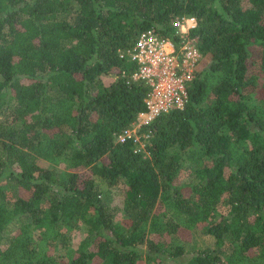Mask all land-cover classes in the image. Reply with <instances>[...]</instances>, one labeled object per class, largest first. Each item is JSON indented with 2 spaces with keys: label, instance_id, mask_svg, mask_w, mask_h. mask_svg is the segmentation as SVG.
Listing matches in <instances>:
<instances>
[{
  "label": "trees",
  "instance_id": "1",
  "mask_svg": "<svg viewBox=\"0 0 264 264\" xmlns=\"http://www.w3.org/2000/svg\"><path fill=\"white\" fill-rule=\"evenodd\" d=\"M147 29L209 64L136 150ZM0 264H264V0H0Z\"/></svg>",
  "mask_w": 264,
  "mask_h": 264
},
{
  "label": "built area",
  "instance_id": "2",
  "mask_svg": "<svg viewBox=\"0 0 264 264\" xmlns=\"http://www.w3.org/2000/svg\"><path fill=\"white\" fill-rule=\"evenodd\" d=\"M172 25L177 33L187 34L189 29L195 27L196 19H176ZM120 55H127L136 61L138 68L133 78L143 80L150 86L145 98L147 111L137 116L140 127L161 113L183 107L186 88L198 71L202 58L193 40L184 38L180 45L176 46L154 29L140 32L134 45ZM143 135L140 137L137 132L126 129L117 136V141L132 138L135 143L140 144V138H148V134ZM143 147L144 144L137 146L136 150Z\"/></svg>",
  "mask_w": 264,
  "mask_h": 264
},
{
  "label": "rangeland",
  "instance_id": "3",
  "mask_svg": "<svg viewBox=\"0 0 264 264\" xmlns=\"http://www.w3.org/2000/svg\"><path fill=\"white\" fill-rule=\"evenodd\" d=\"M208 64H209V57L208 56H202V58L200 59V64H199L198 71L203 69L204 67H206ZM104 79L106 81L109 80V78H106V77H104ZM138 123H139V120L136 119V121L128 129H131V130L137 132L138 136L141 137L143 135V132L139 131L140 130V126L138 125ZM140 140H141V142H140V144H138L139 147L142 146L145 143V139L140 138ZM99 184H100V188L105 191L106 187L101 182H99ZM112 190H114V189H112ZM106 200L109 202V205L114 207V208H116V207L120 208L121 203H122V197L119 195V193H111L110 192L106 196ZM212 242H213V239L210 236L197 235V236L194 237V245L196 246V248L203 247V246H206V245H211ZM187 256L188 255H186V257Z\"/></svg>",
  "mask_w": 264,
  "mask_h": 264
}]
</instances>
